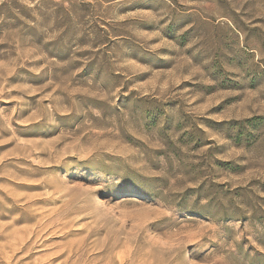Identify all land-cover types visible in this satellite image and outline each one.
Segmentation results:
<instances>
[{"label": "rangeland", "instance_id": "374dc122", "mask_svg": "<svg viewBox=\"0 0 264 264\" xmlns=\"http://www.w3.org/2000/svg\"><path fill=\"white\" fill-rule=\"evenodd\" d=\"M0 264H264V0H0Z\"/></svg>", "mask_w": 264, "mask_h": 264}]
</instances>
